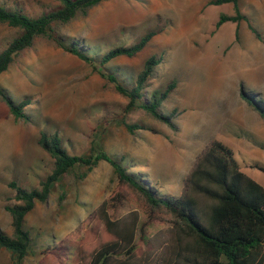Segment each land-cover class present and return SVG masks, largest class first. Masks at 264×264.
<instances>
[{
  "label": "rangeland",
  "instance_id": "1",
  "mask_svg": "<svg viewBox=\"0 0 264 264\" xmlns=\"http://www.w3.org/2000/svg\"><path fill=\"white\" fill-rule=\"evenodd\" d=\"M212 0H105L86 16L53 27L55 36L92 57L115 47H129L148 32L155 35L131 58L116 57L99 71L113 74L126 86L149 57L154 67L143 96L175 87L159 106L173 114V129L148 118L135 107L124 110L126 99L117 94L97 71L44 38L20 54L0 74V90L14 103L28 100L27 122L14 121L0 101V231L11 234L3 205L12 194L8 183L31 190L51 170V159L37 144L40 133L56 134L72 155L86 157L92 144L120 161L159 196L177 197L195 156L210 141L227 146L238 170L264 189V123L240 98V90L254 96L264 109V0H237L247 23H223L219 15L232 16L231 4L208 5ZM0 5L21 9L32 17L56 5L53 0H0ZM236 30V37H235ZM19 32L0 25V51ZM140 124L153 130L129 135L122 125ZM263 148V149H262ZM110 166L99 162L91 170L74 167L50 189L45 203H35L23 219L29 236L27 255L20 264H78L79 249L90 250L106 239L91 216L114 190ZM202 205L206 203L199 200ZM134 211L138 224L145 210L124 196L112 219ZM135 237L137 264H158L159 253L171 227V217L158 214ZM203 224V223H202ZM12 257L0 249V264Z\"/></svg>",
  "mask_w": 264,
  "mask_h": 264
},
{
  "label": "trees",
  "instance_id": "2",
  "mask_svg": "<svg viewBox=\"0 0 264 264\" xmlns=\"http://www.w3.org/2000/svg\"><path fill=\"white\" fill-rule=\"evenodd\" d=\"M56 5L36 17L27 15L21 9L0 5V25L15 29L19 34L0 51V74L5 72L14 58L30 48L37 38H44L67 52L82 63L97 71L101 79L126 99L125 111L135 107L148 118L166 124L173 129V114L164 115L159 106L175 87L168 84L162 91L143 96V90L158 64L155 57H149L137 74L134 85L129 87L118 81L113 74L99 71L116 57L131 58L138 54L155 35L151 31L129 47H115L99 57H92L77 47L76 43L64 44L55 36L54 25H64L87 12L105 0H53ZM231 4L232 16L219 15L215 29L223 23H247L248 30L258 38L244 15L238 11L237 0H212L208 5ZM235 30V37H236ZM240 98L264 122V109L254 96L240 90ZM0 101L4 102L14 121L27 122L23 110L29 102H12L0 90ZM122 125L129 135L147 130L140 124ZM38 146L51 159L50 172L38 182L37 188L26 190L15 182L7 187L12 194L3 205L9 217L11 234L0 231V249L10 253L11 264H20L27 255L29 236L23 227L24 216L35 203L43 204L50 189L63 175L74 167L91 170L99 162L107 163L115 180L114 190L92 212L91 216L104 230L106 239L90 250L79 249L76 253L78 264H137L135 262V237L142 240L144 227L155 222L156 215L171 217V227L165 239V246L159 253L158 264H264V189L239 172L231 150L217 141H210L195 156L190 170L182 181L179 196H159L155 190L135 175L127 172L120 161L110 157L91 144L86 157L72 155L56 134L40 133ZM250 168L264 173V167L250 164ZM128 196L137 201L145 210L147 220L138 224L137 214L132 211L119 219H112L109 210L116 211ZM199 200L206 203L200 204ZM203 223V224H202Z\"/></svg>",
  "mask_w": 264,
  "mask_h": 264
},
{
  "label": "crops",
  "instance_id": "3",
  "mask_svg": "<svg viewBox=\"0 0 264 264\" xmlns=\"http://www.w3.org/2000/svg\"><path fill=\"white\" fill-rule=\"evenodd\" d=\"M249 108V107H248ZM250 109V108H249ZM251 110V109H250ZM252 111V110H251ZM253 112V111H252ZM256 115V114H255ZM257 116V115H256ZM258 117V116H257ZM259 118V117H258ZM260 119V118H259ZM261 120V119H260ZM262 121V120H261ZM263 122V121H262ZM264 123V122H263ZM263 149V148H262Z\"/></svg>",
  "mask_w": 264,
  "mask_h": 264
}]
</instances>
